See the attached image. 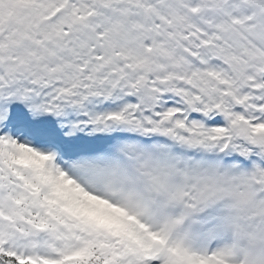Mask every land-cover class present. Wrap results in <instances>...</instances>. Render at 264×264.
<instances>
[{
	"label": "snow or ice",
	"instance_id": "6c2138e0",
	"mask_svg": "<svg viewBox=\"0 0 264 264\" xmlns=\"http://www.w3.org/2000/svg\"><path fill=\"white\" fill-rule=\"evenodd\" d=\"M0 264H264V0H0Z\"/></svg>",
	"mask_w": 264,
	"mask_h": 264
}]
</instances>
